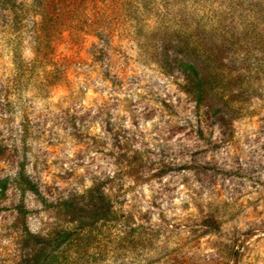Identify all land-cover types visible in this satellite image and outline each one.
<instances>
[{
  "label": "rangeland",
  "instance_id": "rangeland-1",
  "mask_svg": "<svg viewBox=\"0 0 264 264\" xmlns=\"http://www.w3.org/2000/svg\"><path fill=\"white\" fill-rule=\"evenodd\" d=\"M19 1L32 6L22 25L0 6V264L38 249L16 207L31 233L51 237L63 201L70 227L96 225L54 264H264V15L251 56L206 87L221 120L164 50L179 30L196 44L227 28L231 1L50 0L82 15L39 40L33 0ZM21 167L44 200L19 189Z\"/></svg>",
  "mask_w": 264,
  "mask_h": 264
},
{
  "label": "trees",
  "instance_id": "trees-1",
  "mask_svg": "<svg viewBox=\"0 0 264 264\" xmlns=\"http://www.w3.org/2000/svg\"><path fill=\"white\" fill-rule=\"evenodd\" d=\"M50 0H33V6L38 10L40 22L37 29L33 32V37L39 40L46 34L50 26H67L72 25L74 21L80 20V13L78 10L69 11L66 4L64 8L55 7L50 9ZM105 1V0H101ZM154 1V0H153ZM232 2L234 8L231 13L232 21L227 28L213 27V30L202 31L200 39L196 44H188L187 35L182 31L174 34L172 43H176V49H165L164 51L172 54V62L167 63L169 70L176 69L181 71L187 79L186 90L194 96L198 107H206V113L209 116L218 114L221 120H224V112H216L210 109L205 103V90L209 88L210 91L223 80V73L228 72L229 65L233 64L235 60L242 61L239 66L243 65L251 56L253 51V41L256 35L260 37V33H256L255 19L258 16L264 15V0H229ZM138 4L141 2L138 1ZM136 4V5H138ZM206 0H192L191 7L198 10L203 9ZM69 6V4H67ZM196 5V6H195ZM0 6L4 11H7L17 24L22 25L25 14L32 6L27 7L19 0H0ZM203 7V8H202ZM69 11L70 16L65 19ZM138 20V18L136 19ZM238 20V23L235 22ZM210 45V47L208 46ZM166 53V54H167ZM206 57V58H203ZM209 57L211 59H209ZM207 87V88H206ZM218 93V92H217ZM222 98V93H218ZM225 102V101H224ZM24 167L19 169L16 176V184L22 192H31L37 195L41 200H44L36 184L29 178ZM6 182L0 181V185L4 187ZM2 187V188H3ZM23 202L17 206V222L22 227L24 233L25 243L38 245V249L29 257H26L21 264H54V260L58 257L59 250L62 245L70 240L74 235H78L84 231L91 230L95 225V216L93 220L88 217L79 218L73 227L69 226L70 220L63 215L64 211H69L72 205L66 201L57 203L55 206L59 226L57 231L51 237H39L31 233L26 224L27 210L24 208ZM74 211V210H73ZM85 210L79 209L78 212L83 214Z\"/></svg>",
  "mask_w": 264,
  "mask_h": 264
}]
</instances>
